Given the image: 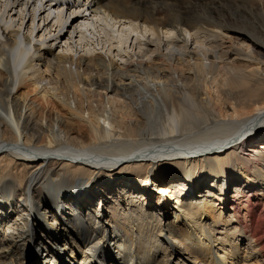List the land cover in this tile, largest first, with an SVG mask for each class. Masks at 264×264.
Here are the masks:
<instances>
[{"label":"bare ground","instance_id":"6f19581e","mask_svg":"<svg viewBox=\"0 0 264 264\" xmlns=\"http://www.w3.org/2000/svg\"><path fill=\"white\" fill-rule=\"evenodd\" d=\"M0 264H264V0H0Z\"/></svg>","mask_w":264,"mask_h":264}]
</instances>
